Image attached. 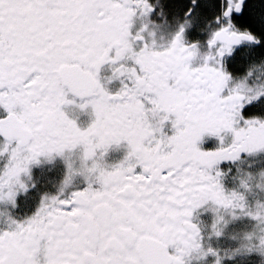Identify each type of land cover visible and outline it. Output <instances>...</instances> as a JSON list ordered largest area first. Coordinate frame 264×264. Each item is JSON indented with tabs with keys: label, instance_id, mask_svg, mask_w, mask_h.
Here are the masks:
<instances>
[{
	"label": "snow or ice",
	"instance_id": "6c2138e0",
	"mask_svg": "<svg viewBox=\"0 0 264 264\" xmlns=\"http://www.w3.org/2000/svg\"><path fill=\"white\" fill-rule=\"evenodd\" d=\"M220 4V27L209 41L215 52L193 67L197 46H186L183 26L166 48L145 43L129 51L143 39L132 37V19L153 10L149 0H0V106L8 113L0 119L6 138L0 155L10 153L0 172V200L15 201L25 187L21 174L42 155L83 145L94 159L98 149L121 141L130 146L124 167L94 166L86 188L45 198L36 214L11 221L14 230L0 231V264H185L183 257L200 248L190 219L195 209L209 201L244 208L237 204L242 196L225 193L215 166L264 149V121L239 126L241 110L258 97L233 89L222 95L231 79L222 58L242 41L261 42L264 5L257 11L246 0ZM121 60L134 61L115 69L131 85L112 95L98 74L105 63ZM66 87L93 97L96 119L86 131L62 110L74 103ZM150 113L164 115L153 126ZM171 117L175 133L168 136L163 125ZM226 130L234 133L231 144L198 147L205 133Z\"/></svg>",
	"mask_w": 264,
	"mask_h": 264
},
{
	"label": "flooded vegetation",
	"instance_id": "af4514ba",
	"mask_svg": "<svg viewBox=\"0 0 264 264\" xmlns=\"http://www.w3.org/2000/svg\"><path fill=\"white\" fill-rule=\"evenodd\" d=\"M248 3V0H246ZM153 10L147 15L137 13L133 19L130 27L132 37L141 34L142 40H134V48L139 51L144 47L145 43L154 42L157 47L156 50H161L170 46L171 42L175 39L176 33L180 27H184V42L186 46L196 45L197 54L192 60L193 67L201 66L208 55L215 52V48H210L209 41L213 39L215 32L219 29L216 23V17L220 14L221 4L220 0H149ZM189 9H192L190 15H186ZM110 55L114 56V52ZM264 41L261 38L259 44L249 41H242L239 45H234L231 54H225L222 58L224 69L230 74L231 79L228 82L227 88L222 95H230L229 89L241 86V80L245 75L249 76V90L264 87ZM121 64H126L129 67L134 66L132 60H121L116 63L111 61L101 66L98 78L104 88L112 95H115L124 88L125 84L131 85V82L124 76L115 75V69L120 67ZM252 66V67H251ZM251 67V68H250ZM255 71L256 74L251 76V72ZM66 98L74 101L71 104L62 106V110L66 113L69 119L74 120L79 128L86 130L95 121L96 116L94 108L90 101L93 97H79L72 93L67 87L65 88ZM258 99L253 100L250 104H245L241 110L243 119L239 121V126H245L246 121L261 120L264 121V94H257ZM87 104L86 108H81L80 105ZM146 107H151L150 102H146ZM8 115L7 111L0 106V119ZM163 113L159 115L149 114V123H154L160 120ZM171 117L165 121L163 125V133L171 136L175 133L172 127ZM223 137V144L221 142ZM5 141V140H4ZM234 141V133L231 131H224L219 136L211 133H205L201 140L198 142V147L203 151L216 150L223 145L231 144ZM6 142V141H5ZM15 143V142H14ZM72 151V152H70ZM130 152V146L127 141H121L119 144L111 145L105 152L104 149H98L94 159L102 158L103 162L109 166L119 164L123 161ZM69 153L72 155L70 166L79 167L80 157L84 153V146L79 145L76 148L70 149ZM92 164V160L88 161ZM215 168L220 171V183L226 194H231L237 186L244 187L248 183V178L253 171L258 172L261 176L260 179L264 181V149H259L254 152H243L236 160L222 161ZM109 170H111L109 168ZM137 172L142 171L137 168ZM77 180V182H75ZM246 180L247 183L242 181ZM88 180L84 176H77L74 178L71 187H69L62 196L60 192L65 188L64 180H55L56 186L53 184L49 186L47 191V198L60 196V198H67L73 192L87 187ZM94 187H99L94 184ZM264 205V197L259 201V204L244 205L243 209H238V218H243L247 215L248 210H256L259 206ZM235 208H225L216 203L209 201L193 211L190 218L191 222L196 224L200 232V249L193 250L185 255V264H229L234 262V257H239L245 252L231 250H217L216 249V233L218 229V217L224 213H235ZM36 214L33 212V215ZM1 222L0 231L14 230L15 224L9 222ZM16 222V220H14ZM19 223V222H16ZM22 223V222H20ZM210 239L213 240L215 247L210 245ZM207 255L202 254L201 250H209ZM172 255L176 254L174 246L168 249ZM215 253V254H213ZM227 253V255H225Z\"/></svg>",
	"mask_w": 264,
	"mask_h": 264
},
{
	"label": "rangeland",
	"instance_id": "374dc122",
	"mask_svg": "<svg viewBox=\"0 0 264 264\" xmlns=\"http://www.w3.org/2000/svg\"><path fill=\"white\" fill-rule=\"evenodd\" d=\"M5 143L0 137V147ZM69 150L66 149L63 154L42 155L29 165L28 171L20 176V181L25 187L17 192L15 201L0 200V224L2 221L6 222V218L9 222L14 220L23 222L33 216V212L36 213L39 210L47 198V193L43 191H47L51 184L55 187L58 184L55 180H64L72 160L77 158V156L72 157ZM9 159L10 153L0 155V172L7 167ZM260 176L258 172L253 171L246 186L234 188L233 193H239L243 197L244 205L259 204L264 197V181L260 179ZM234 208V214L229 212L222 216L218 214L217 232L220 235L216 233V249L232 250L234 253L245 252L239 257H234V262L229 264H264V249L242 247L249 237L259 244L260 237L264 236V226L259 224L249 210L245 217L238 218L237 210L241 208ZM210 245L215 247L212 239H210Z\"/></svg>",
	"mask_w": 264,
	"mask_h": 264
},
{
	"label": "clouds",
	"instance_id": "9594fccd",
	"mask_svg": "<svg viewBox=\"0 0 264 264\" xmlns=\"http://www.w3.org/2000/svg\"><path fill=\"white\" fill-rule=\"evenodd\" d=\"M138 35L141 36V34H138ZM132 45H134V41H132ZM148 45H149V48L157 47V45L154 42H150V43H148ZM132 50H136V49H134L131 46H129V51H132ZM262 63H264V62H262ZM120 67L121 68H127V65L126 64H121ZM254 74H256V72L252 71L251 72V76H253ZM115 75H116V72L114 73V77L113 78H115ZM248 84H249V76L245 75V77L242 78V80H241V86L233 88V92L238 93V94H240L242 96H245V97H248V98L254 97L258 93L259 94H264V87L256 88L255 90H251L250 91L249 88L247 87ZM155 115H158V114H154V116ZM158 123H159V121H156V122H154L152 124H153V126H155ZM86 130H82V131H86ZM89 160H92V164L91 165L88 164ZM127 163H128V156L123 161H121L119 164L109 166V165H107V164H105L103 162L102 158H100V159H92V158L86 157L85 151H84L83 155L80 157V166L79 167H72V166L69 167L67 175L65 176V179H64L65 188L60 192V196H62L64 194V192L69 187H71L74 178L77 177V176H84L88 181L89 180H94L95 176H96V172L93 171L94 166L97 168V170L103 169L105 171H113V170H116V169L124 167ZM109 168L111 170H109ZM242 182L245 183V184L247 183L246 180H243ZM235 194H236L237 197L241 196L239 193H235ZM60 196H56V197L60 198ZM240 203H244L243 200L237 199V204H240ZM249 213L256 217V219L258 220V222H259V224L261 226H264V205L259 206L256 210L249 209ZM242 247L248 248V249H254V248L264 249V236L260 237L259 244H256L253 241L252 237H249L244 242ZM208 251L209 250H201L202 254H204V255H207ZM225 255H227V253H225Z\"/></svg>",
	"mask_w": 264,
	"mask_h": 264
},
{
	"label": "trees",
	"instance_id": "16d2710c",
	"mask_svg": "<svg viewBox=\"0 0 264 264\" xmlns=\"http://www.w3.org/2000/svg\"><path fill=\"white\" fill-rule=\"evenodd\" d=\"M248 4L256 6V10L259 11V7L264 5V0H248ZM261 38L264 41V35H261Z\"/></svg>",
	"mask_w": 264,
	"mask_h": 264
},
{
	"label": "water",
	"instance_id": "95a60500",
	"mask_svg": "<svg viewBox=\"0 0 264 264\" xmlns=\"http://www.w3.org/2000/svg\"><path fill=\"white\" fill-rule=\"evenodd\" d=\"M239 45V44H238ZM7 117V116H6ZM6 117H4V118H6ZM3 119V118H2ZM0 137L3 139V140H5L6 141V138L2 135V134H0Z\"/></svg>",
	"mask_w": 264,
	"mask_h": 264
}]
</instances>
